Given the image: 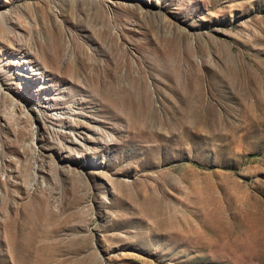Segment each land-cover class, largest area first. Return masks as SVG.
Here are the masks:
<instances>
[{
  "label": "rangeland",
  "instance_id": "1",
  "mask_svg": "<svg viewBox=\"0 0 264 264\" xmlns=\"http://www.w3.org/2000/svg\"><path fill=\"white\" fill-rule=\"evenodd\" d=\"M0 11V264H264V0Z\"/></svg>",
  "mask_w": 264,
  "mask_h": 264
},
{
  "label": "bare ground",
  "instance_id": "2",
  "mask_svg": "<svg viewBox=\"0 0 264 264\" xmlns=\"http://www.w3.org/2000/svg\"><path fill=\"white\" fill-rule=\"evenodd\" d=\"M3 4H4V3H3ZM5 6H6V5H5ZM3 7H4V5H3ZM0 12H1V11H0ZM5 13H7V12H5ZM27 62H28L27 59H24V58L22 59V63H23V64H27Z\"/></svg>",
  "mask_w": 264,
  "mask_h": 264
}]
</instances>
